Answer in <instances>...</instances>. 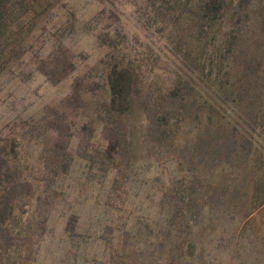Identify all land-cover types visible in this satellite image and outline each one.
<instances>
[{
  "label": "rangeland",
  "instance_id": "374dc122",
  "mask_svg": "<svg viewBox=\"0 0 264 264\" xmlns=\"http://www.w3.org/2000/svg\"><path fill=\"white\" fill-rule=\"evenodd\" d=\"M47 1L0 28V264H264V0H220L174 51L146 0Z\"/></svg>",
  "mask_w": 264,
  "mask_h": 264
},
{
  "label": "trees",
  "instance_id": "16d2710c",
  "mask_svg": "<svg viewBox=\"0 0 264 264\" xmlns=\"http://www.w3.org/2000/svg\"><path fill=\"white\" fill-rule=\"evenodd\" d=\"M56 1L57 0H48L45 5H52ZM15 2L21 5L23 0H0L1 29L5 25L4 21L8 15L9 7L12 8L13 3ZM219 2L220 0H146V5L144 4L145 9L140 14V17L142 18L140 22L157 32H164L166 30L164 35L167 46L174 51L177 49V41L179 42V40L183 39L187 29L194 31L198 30V32L203 31L202 26L205 23V19L209 18L216 10V5L218 6ZM19 45L21 44L17 43L15 47H19ZM13 55L12 52L8 53L5 60L1 62L0 65H4L12 59L14 57ZM105 64L104 83L107 88L106 107L114 110L117 113L116 115H119L129 106L128 104L130 103L131 98L130 88L132 84L137 82V75L134 72L136 67L124 63L122 61V56L119 58H111L109 61H106ZM178 77L179 75L175 73L171 85L167 87L166 93L168 96L174 95L175 97V88L179 81ZM151 81L153 80L151 79ZM145 96L147 99L149 98V100L145 99L144 102H146V104L151 106L159 104V106H161L163 97H159V94L153 96L148 90L147 93H145ZM164 113L168 114L169 112H167L166 109H163L161 111V116H163ZM4 165L6 166L5 162ZM5 170L7 171V166ZM6 173L9 175L8 172ZM4 188L5 187H3V189ZM13 188H15L14 185H9V190H13ZM5 196L6 193L0 194L2 200ZM179 198H181V196ZM73 222L74 220H69L70 228H73Z\"/></svg>",
  "mask_w": 264,
  "mask_h": 264
}]
</instances>
